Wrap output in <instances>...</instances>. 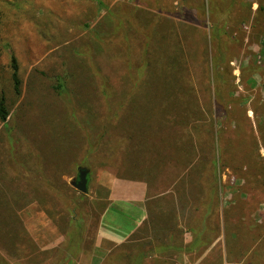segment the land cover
I'll list each match as a JSON object with an SVG mask.
<instances>
[{
	"label": "rangeland",
	"instance_id": "1",
	"mask_svg": "<svg viewBox=\"0 0 264 264\" xmlns=\"http://www.w3.org/2000/svg\"><path fill=\"white\" fill-rule=\"evenodd\" d=\"M207 9L206 0H0V193L10 203L0 212L17 218L9 235L0 223V264H180L144 229L93 245L102 204L89 198L103 178L133 174L131 139L148 133L183 135L190 181L218 201L204 228L219 240L183 264H264L262 203L252 201L264 184V0H237L216 38ZM80 166L86 193L70 184ZM13 186L26 189L27 206L13 203Z\"/></svg>",
	"mask_w": 264,
	"mask_h": 264
},
{
	"label": "crops",
	"instance_id": "2",
	"mask_svg": "<svg viewBox=\"0 0 264 264\" xmlns=\"http://www.w3.org/2000/svg\"><path fill=\"white\" fill-rule=\"evenodd\" d=\"M162 135L157 138L155 134L148 133V138L144 139L145 137L140 134L139 138L131 139L133 143L127 153L132 156L133 174L127 172L129 174L125 173L126 176L122 177L109 175V170L103 171L109 176L99 182L98 192L89 198L92 202L102 204V208L95 212L93 245L96 248L106 243L120 244L136 231L144 229L149 231L152 238L157 239L155 247L157 254L162 249L176 253L180 264L193 254L194 262H199L210 248L209 245L212 246L219 240L218 236L211 241L209 233H212V228H204V222L213 219L215 215L213 212L218 209V201L213 189L212 193H209L210 189L206 187L208 184H197V180L196 184L190 181L187 167L189 148L183 135L176 139L167 138L166 134ZM117 164L122 165L121 162ZM10 184L18 183L14 181ZM257 185L259 190L258 186L254 189L258 192L257 201L253 198L251 192L253 188L250 184L248 197L253 198V202L262 203L255 205L261 208L262 215L264 184ZM254 208L250 211L248 203V221H256V225H259L260 220L258 216L256 217ZM42 213L45 214L43 210ZM57 238L60 241L63 236L56 237V241ZM38 241L42 244L41 238ZM251 246L248 245V252L254 250L255 246ZM224 252L222 248L223 256ZM230 252L238 255L241 251ZM230 260L236 264L242 262V259L233 261L232 257ZM173 263L178 264L177 261Z\"/></svg>",
	"mask_w": 264,
	"mask_h": 264
},
{
	"label": "trees",
	"instance_id": "3",
	"mask_svg": "<svg viewBox=\"0 0 264 264\" xmlns=\"http://www.w3.org/2000/svg\"><path fill=\"white\" fill-rule=\"evenodd\" d=\"M237 0H223V1H219V0H206L207 3V7H208V13L212 15V26L210 27V37L212 38H216L218 37V33H220V31H224V27L225 23L222 21V24L219 23V21L222 19L224 20L225 16L227 15V13L229 12V10H231V7L236 3ZM259 8H262V5H259ZM1 10H0V19H1ZM220 24V25H219ZM144 36H146V38H148V34H145ZM145 65V64H144ZM11 66H12V72H11V77H12V81H13V90L16 94L20 93V77H19V73H18V66H17V61L15 59L14 56H12L11 58ZM144 99V98H143ZM8 115V111L7 108L4 104V100L0 99V120L2 122L6 121ZM16 190H14V193L16 194L15 198H14V204H18L19 206H22L20 203V198H24L26 195L25 193V188L23 189V191L20 193L18 190L17 186H13ZM12 188V187H11ZM20 188V187H19ZM34 189V188H31ZM36 190V188H35ZM8 198V197H7ZM45 202L43 203V210L44 212L49 211L50 208L47 205H50L48 200H44ZM8 204H10L8 201H5L4 199V195L3 193H0V210H1V206H8ZM22 204H25L26 206L29 204V202L26 200L25 202H23ZM23 207V206H22ZM48 208V209H47ZM22 209V208H21ZM2 211V210H1ZM14 212V211H13ZM0 223H2V230H5L6 233L12 232L11 230H14L16 228L17 225V218L16 215L12 214L11 216L8 215L7 216H2L1 212H0ZM21 228V227H20ZM170 264H174V263H170Z\"/></svg>",
	"mask_w": 264,
	"mask_h": 264
},
{
	"label": "water",
	"instance_id": "4",
	"mask_svg": "<svg viewBox=\"0 0 264 264\" xmlns=\"http://www.w3.org/2000/svg\"><path fill=\"white\" fill-rule=\"evenodd\" d=\"M89 170L86 166H80L77 175L70 180L71 186L80 192L86 193L88 191V176Z\"/></svg>",
	"mask_w": 264,
	"mask_h": 264
},
{
	"label": "flooded vegetation",
	"instance_id": "5",
	"mask_svg": "<svg viewBox=\"0 0 264 264\" xmlns=\"http://www.w3.org/2000/svg\"><path fill=\"white\" fill-rule=\"evenodd\" d=\"M76 175H77V173H76ZM76 175H75V176H76Z\"/></svg>",
	"mask_w": 264,
	"mask_h": 264
}]
</instances>
